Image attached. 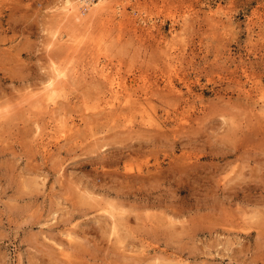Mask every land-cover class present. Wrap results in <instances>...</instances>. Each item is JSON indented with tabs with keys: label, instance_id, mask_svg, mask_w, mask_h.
<instances>
[{
	"label": "rangeland",
	"instance_id": "1",
	"mask_svg": "<svg viewBox=\"0 0 264 264\" xmlns=\"http://www.w3.org/2000/svg\"><path fill=\"white\" fill-rule=\"evenodd\" d=\"M107 1L0 0V264H264V0Z\"/></svg>",
	"mask_w": 264,
	"mask_h": 264
},
{
	"label": "bare ground",
	"instance_id": "2",
	"mask_svg": "<svg viewBox=\"0 0 264 264\" xmlns=\"http://www.w3.org/2000/svg\"><path fill=\"white\" fill-rule=\"evenodd\" d=\"M109 2L110 1H105V0H63V2L61 3V5L59 6V8L61 9V11H59L60 12V18H62L65 22H66V24H68V25H71V28L72 27H74V30L75 29H78V27H86V25L87 24H90L91 25V23L92 22H94L96 19L98 20V19H100L102 16L104 17V15L106 16V13H108V11H110L109 9L110 8H112L111 7V5H112V3H111V5L109 4ZM119 2V1H118ZM117 2V3H118ZM123 4V3H122ZM113 6V5H112ZM115 7H118V5H116ZM124 7V6H123ZM112 11V10H111ZM120 11V10H119ZM111 13H113V12H111ZM112 15V14H111ZM115 15V14H114ZM118 16V15H117ZM107 18V17H106ZM113 18V17H112ZM61 19V20H62ZM108 19H109V15H108V18H107V21H108ZM60 20V21H61ZM94 20V21H93ZM91 22V23H90ZM109 22V21H108ZM121 23V22H120ZM65 24V23H64ZM67 25V26H68ZM103 25V24H102ZM77 27V28H76ZM88 27V26H87ZM73 30V31H74ZM90 37V36H89ZM72 39V38H71ZM93 41V40H92ZM63 42V41H62ZM66 42H68V41H66ZM71 42H73V40H71ZM68 44V43H67ZM95 46V45H94ZM77 51V50H76ZM66 55V54H65ZM80 56V55H79ZM72 62V61H71ZM54 66V65H53ZM52 66V67H53ZM95 66H97V65H95ZM52 67H51V69H52ZM55 67V66H54ZM53 67V68H54ZM59 68V67H58ZM97 68H102V67H97ZM94 69V68H93ZM60 70V69H59ZM61 70H63L62 68H61ZM60 70V71H61ZM94 70H96V69H94ZM99 70V69H98ZM54 71H56V70H54ZM58 71V70H57ZM59 71V72H60ZM103 74H105L102 70H100ZM108 71V70H107ZM63 72V71H62ZM61 72V76L62 75H64V77H65V74H64V72L62 73ZM94 72V71H93ZM96 72V71H95ZM105 72H106V68H105ZM57 73V72H56ZM82 73V72H81ZM98 73H100V72H97V74ZM107 73V72H106ZM96 74V75H97ZM51 75H52V72H51ZM57 75V74H56ZM74 74H72L71 76H73ZM100 75H102V74H100ZM54 76V75H53ZM60 76V75H59ZM111 76V75H110ZM50 77V76H49ZM83 77V76H82ZM55 78V77H54ZM62 78V77H61ZM71 78V77H70ZM111 78V77H110ZM50 79H52V77L50 78ZM57 79H59V78H57ZM63 79V78H62ZM99 79V78H98ZM104 79H106V78H104ZM112 79V78H111ZM60 80V79H59ZM58 80V82H60ZM64 80V79H63ZM57 81V80H56ZM109 81V80H108ZM113 81V80H112ZM118 81H120V78H119V80ZM55 82V81H54ZM64 82V81H63ZM66 82V81H65ZM116 82H117V80H116ZM169 82V81H168ZM110 83V82H109ZM109 83H108V85H109ZM112 83V82H111ZM59 84V83H58ZM61 84V83H60ZM119 84L120 83H118L117 82V84H115V86H119ZM121 84H123L122 82H121ZM120 84V86H123V85H121ZM67 85V84H66ZM104 85V84H103ZM106 86H107V84H105ZM114 85V84H113ZM129 85H130V83H129ZM117 86V87H118ZM124 86H126V85H124ZM56 87H58V86H56ZM116 87V88H117ZM110 88V87H109ZM112 88H114V87H112ZM116 88H115V90H116ZM126 88V87H125ZM119 89H122V88H120L119 87ZM46 90V89H45ZM112 90H114V89H112ZM111 90V91H112ZM114 90V91H115ZM123 90L125 91V89H124V87H123ZM122 90V91H123ZM56 91H57V89H56ZM110 92V91H109ZM126 92H129V91H126ZM125 92V93H126ZM134 92V91H133ZM63 93V92H62ZM103 93V92H102ZM116 93H117V91H116ZM120 93V92H119ZM118 93V94H119ZM121 94V93H120ZM123 94H124V92H123ZM132 94V93H131ZM110 95V94H109ZM112 95V94H111ZM113 95H115V93L113 94ZM45 96H46V94H45ZM45 96H44V98H45ZM47 96H49V95H47ZM103 96V95H102ZM122 96V95H121ZM134 96V95H133ZM132 96V97H133ZM50 97V96H49ZM48 97V98H49ZM106 97V95L104 96V98ZM109 98H111L110 96H108ZM114 98V97H113ZM116 98V97H115ZM125 98V97H124ZM127 98V97H126ZM103 99V98H102ZM112 99V98H111ZM111 99H109V100H111ZM117 99V98H116ZM121 99V98H120ZM45 100V99H44ZM50 100H52L51 98H50ZM49 99H48V101H50ZM113 100V99H112ZM124 100V99H123ZM122 99L120 100V101H122V102H125V100L123 101ZM28 101V100H27ZM43 101V100H42ZM100 101H102L101 100V98H100ZM104 101H108V100H103V102ZM115 101H117V100H115ZM119 102V101H118ZM117 102V103H118ZM128 102V101H127ZM138 102V101H137ZM111 103V102H110ZM116 103V102H115ZM48 104V103H47ZM50 104V103H49ZM114 104V103H113ZM124 104V103H123ZM126 104V103H125ZM131 104V103H130ZM261 104H264V103H261ZM260 104V105H261ZM43 105V104H42ZM96 105H97V103H96ZM106 105H108V104H106ZM116 104H114V106H115ZM27 106V105H26ZM50 106V105H49ZM109 106H111L110 104H109ZM122 106H124V105H122ZM122 106H120V107H122ZM126 106H127V104H126ZM131 106V105H130ZM263 106V105H262ZM51 107H53V106H51ZM93 107H95L94 105H93ZM100 106L98 105V107H96V108H99ZM128 107V106H127ZM133 107V106H132ZM258 107V106H257ZM260 107V106H259ZM54 108V107H53ZM91 108H92V106H91ZM96 108H95V110H96ZM107 108V107H106ZM113 108V107H112ZM117 108V107H116ZM119 108V107H118ZM131 108V107H130ZM101 109H102V107H101ZM114 109V108H113ZM120 109V108H119ZM135 109V108H134ZM252 109V108H251ZM263 109V108H262ZM58 110H60V108L58 109ZM97 110H99V109H97ZM103 110V112L105 111L104 109H102ZM111 110V109H110ZM130 110H133V109H130ZM256 110V109H255ZM255 110H254V112H255ZM93 110L91 109V111L90 112H92ZM109 111V110H108ZM114 111V110H113ZM115 111H117V110H115ZM139 111V110H138ZM258 111H260V110H258ZM19 112H20V110H19ZM95 112V111H94ZM101 112V111H100ZM120 112V111H119ZM121 112H123V111H121ZM127 111H125V113H126ZM129 112V111H128ZM133 112V111H132ZM144 112V111H143ZM262 112H263V110H262ZM109 113V112H108ZM112 113V112H111ZM115 113V112H114ZM113 113V117L115 118V116L114 115H117V114H114ZM260 113H261V111H260ZM6 114V113H5ZM98 114H99V112H98ZM103 114V113H102ZM129 114H131V113H129ZM3 115V114H2ZM96 115V114H95ZM120 115V114H119ZM126 115V114H125ZM124 115V116H125ZM138 115V114H137ZM146 115V114H145ZM144 115V116H145ZM1 116V115H0ZM104 115H102V117H103ZM130 116V115H129ZM128 116V117H129ZM262 116V115H261ZM1 117H3V116H1ZM0 117V118H1ZM99 117V116H98ZM97 117V118H98ZM106 117V116H105ZM119 117V116H118ZM117 117V118H118ZM121 117V116H120ZM126 117V116H125ZM124 117V118H125ZM131 117V116H130ZM137 117H139V116H137ZM141 117H142V115H141ZM96 118V117H95ZM94 118V119H95ZM107 118H109V120H111L112 119V117H111V119H110V116L109 117H107ZM106 118V119H107ZM117 118H115V119H117ZM132 118H135V117H132ZM3 119V118H2ZM88 119V118H87ZM103 119L105 120V118L103 117ZM102 119V120H103ZM141 119H143V120H145L144 118H141ZM90 121H91V119H89ZM89 120H88V122H87V124L86 125H88V123H89ZM98 120V119H97ZM103 120V121H104ZM113 120V119H112ZM111 120V121H112ZM126 120V119H125ZM129 120V119H128ZM137 120H139V119H137ZM86 121V120H85ZM115 121V120H114ZM84 122V121H83ZM93 122V121H92ZM99 122V121H98ZM106 122V121H105ZM108 122V121H107ZM106 122V123H107ZM121 122V121H120ZM123 122V121H122ZM130 122V121H129ZM128 121L127 122H125V124H127V123H129ZM137 122H139V121H137ZM136 122V123H137ZM140 122H143V121H141L140 120ZM144 122H146V121H144ZM144 122L142 123V124H144ZM85 123V122H84ZM102 123V122H101ZM110 124H111V122H109ZM113 123V122H112ZM115 123V122H114ZM117 123V122H116ZM63 124V123H62ZM94 124V123H93ZM121 124H123V123H121ZM85 125V126H86ZM89 125H90V123H89ZM88 125V126H89ZM96 125V124H95ZM114 127H115V125L114 124H112ZM124 125V124H123ZM122 125V126H123ZM61 126V125H60ZM121 126V125H120ZM129 126H130V124H129ZM142 126V125H141ZM144 126V125H143ZM150 126V125H149ZM152 126H153V124H152ZM163 126V125H162ZM165 126V125H164ZM62 127H64L63 125H62ZM67 127V126H66ZM69 127V126H68ZM92 127V126H91ZM124 127V126H123ZM127 128V127H126ZM164 128V127H163ZM61 130H62V128H60ZM67 129V128H66ZM65 129V130H66ZM71 129V128H70ZM69 129V130H70ZM88 129V128H87ZM120 129H124V128H120ZM68 130V129H67ZM72 130V129H71ZM130 130V129H129ZM160 130V129H159ZM120 131H122V130H120ZM55 132V131H54ZM62 133H63V130L61 131ZM72 132V131H71ZM65 133V132H64ZM66 134V133H65ZM64 134V135H65ZM68 134V133H67ZM59 135V134H58ZM89 135V134H88ZM61 136V135H60ZM60 136H59V138H60ZM54 137H56V136H54ZM58 137V136H57ZM60 170V169H59ZM60 173V172H59ZM113 215V214H112ZM110 218H111V216H110ZM112 219V218H111ZM110 219V220H111ZM116 220V219H115ZM117 221V220H116ZM114 221H112L111 222V225H112V223H113ZM118 223V222H117ZM117 223H115L114 225H116ZM110 225V226H111ZM70 236V235H69ZM69 236H68V241L72 238H70L69 239ZM118 239H120V238H118ZM117 239V240H118ZM116 240V241H117ZM115 241V242H116ZM118 242V241H117ZM62 252V251H61ZM65 254V253H64Z\"/></svg>",
	"mask_w": 264,
	"mask_h": 264
},
{
	"label": "snow or ice",
	"instance_id": "3",
	"mask_svg": "<svg viewBox=\"0 0 264 264\" xmlns=\"http://www.w3.org/2000/svg\"><path fill=\"white\" fill-rule=\"evenodd\" d=\"M53 86H54L53 81H49V87L51 88Z\"/></svg>",
	"mask_w": 264,
	"mask_h": 264
}]
</instances>
